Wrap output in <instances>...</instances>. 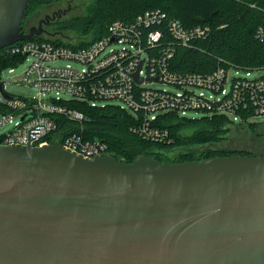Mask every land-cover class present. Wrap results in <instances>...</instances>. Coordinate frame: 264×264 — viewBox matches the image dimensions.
Segmentation results:
<instances>
[{"label": "water", "instance_id": "1", "mask_svg": "<svg viewBox=\"0 0 264 264\" xmlns=\"http://www.w3.org/2000/svg\"><path fill=\"white\" fill-rule=\"evenodd\" d=\"M28 2L0 0V49L40 38L42 25L23 31ZM39 128L26 147L0 145V264H264V144L124 163L32 147Z\"/></svg>", "mask_w": 264, "mask_h": 264}, {"label": "built area", "instance_id": "2", "mask_svg": "<svg viewBox=\"0 0 264 264\" xmlns=\"http://www.w3.org/2000/svg\"><path fill=\"white\" fill-rule=\"evenodd\" d=\"M208 34V27L185 28L179 20L155 9L143 12L130 23L113 22L107 35L85 47L27 40L0 49V127L13 125L7 132H0V145L26 147L27 130L44 125L30 146L61 144L87 159L111 156L107 145L98 139L87 140L81 134L59 135L61 118L82 129L83 115L69 107L68 101L86 102L93 107L118 103L114 105L138 120L134 132L153 142L170 141L166 130L154 126L164 113L224 115L234 123L240 122L241 113L249 114L251 122L264 118V74L250 78L251 72L264 68L244 70L219 64L205 74L171 69L175 46L189 47ZM257 38L264 42V27L259 28ZM59 60L73 61L83 68L53 65ZM23 63H27L26 68L20 81L14 83L34 89L33 97L8 92L1 77L4 71L12 72ZM231 71L235 75L244 72V76H233ZM136 73L140 81H135ZM153 83L170 85L177 91L148 87ZM256 123L264 126V122Z\"/></svg>", "mask_w": 264, "mask_h": 264}, {"label": "trees", "instance_id": "3", "mask_svg": "<svg viewBox=\"0 0 264 264\" xmlns=\"http://www.w3.org/2000/svg\"><path fill=\"white\" fill-rule=\"evenodd\" d=\"M66 1L29 0L25 17L44 7ZM155 9L179 20L185 28H209L205 39L196 40L189 47L175 46L171 60L173 71L205 74L213 71L219 64L244 70L264 68V42L257 38L259 28L264 27V0H96L86 19L76 20L70 25L59 22L65 30L72 26L81 32L78 33L81 37H76L75 42L60 38L32 40L68 47H85L107 35L108 27L113 22L130 23L143 12ZM66 103L82 113V129L80 131L77 124L61 118L58 123L59 135L81 134L87 140L98 139L107 145L109 154L115 160L124 163H130L138 155L149 156L161 163L235 155L234 151L227 148L211 147L225 141L233 126L246 127L254 135L261 125L249 121V114L242 113L238 123L224 115L186 118L177 113H164L157 117L154 126L166 130L170 141L153 142L134 132L139 125L138 120L117 105L93 107L80 101ZM185 130L192 132L185 134ZM172 151L179 152L173 159L167 156ZM240 153L242 156L253 155Z\"/></svg>", "mask_w": 264, "mask_h": 264}, {"label": "rangeland", "instance_id": "4", "mask_svg": "<svg viewBox=\"0 0 264 264\" xmlns=\"http://www.w3.org/2000/svg\"><path fill=\"white\" fill-rule=\"evenodd\" d=\"M96 3V0H69L68 3V7L64 6L62 8H64L65 10H68L66 15L63 16L61 18V22H63V24L67 23V25H70L71 22H74L76 20H82V19H86L87 17H89L90 13L92 12L94 5ZM49 7H44L43 9H41L40 11L29 15L27 17L24 18L25 22L28 21H32L33 19H36L37 16H39L42 12L44 13V11L48 10ZM79 30H75L72 28V26L66 30V35L70 36V37H81L80 35H78ZM88 36V35H86ZM83 37V36H82ZM85 37V36H84ZM89 37V36H88ZM86 37V38H88ZM91 38V36L89 37V39ZM112 48H114V46H112ZM27 63H23L15 68H13L12 72H8V71H4L1 75L2 79L6 81V89L8 92L15 94V95H21V96H27V97H33L36 94V91L32 88H29L27 86L24 85H19L16 84L14 82H18L21 79V76L26 68ZM53 65L55 66H70L72 68L75 69H82V65L75 63L73 61H66V60H59L53 63ZM264 74V70H257V71H253L250 73V78L254 79V78H258L261 75ZM231 75L233 76H239L242 77L244 76V72L238 71L237 75H235V71H231ZM148 87L150 88H155V89H163V90H168V91H173L176 92L177 90L170 86V85H165V84H161V83H153L151 85H149ZM196 93L201 92L202 94H204L205 96L210 95L208 92L206 91H202L199 89H194ZM112 104H118V103H114L112 102ZM119 105V104H118ZM203 116L202 112H194V111H188L185 115L186 118H199ZM254 122H264V118L260 117V118H254L253 119ZM13 125H6L4 127H0V132H7L8 130H10L12 128ZM185 134H190L192 131L191 130H185L183 131ZM251 136H254V138L252 137V141H255V139L257 138H261V140H263L264 138V127H262L261 125L259 127H257L255 134L253 135L251 132L248 131V129L246 127H242V126H233L231 132L227 135V139L223 142H221L220 144L214 145L211 148L212 149H221V148H227V149H231V147H229V144L234 145L236 142H243L244 140L247 141L249 140V138H251ZM179 152L176 151H172V152H168V157L169 158H175V156H177Z\"/></svg>", "mask_w": 264, "mask_h": 264}, {"label": "flooded vegetation", "instance_id": "5", "mask_svg": "<svg viewBox=\"0 0 264 264\" xmlns=\"http://www.w3.org/2000/svg\"><path fill=\"white\" fill-rule=\"evenodd\" d=\"M69 0L62 4H54L49 6L48 10L42 12L39 16H37L36 19H33L32 21L25 22L22 21V28L24 32H27L31 30L32 28H37L38 25H42V33L40 35V38L45 39H55V38H64L66 40H72L75 39V37L67 36L66 30L63 29L62 25L59 24L61 22V18L59 19L56 17L58 15L59 11H64L65 9L62 8L64 6L68 7ZM52 19H54L52 21ZM252 137L249 138L247 141L243 142H236L234 145L229 144V147L235 152V155H242L240 152H243L244 154H256V153H263V144H264V138L261 140V138L255 139V141H252Z\"/></svg>", "mask_w": 264, "mask_h": 264}]
</instances>
